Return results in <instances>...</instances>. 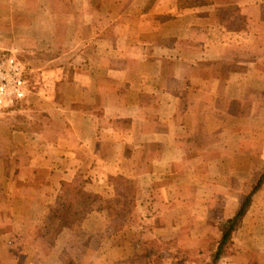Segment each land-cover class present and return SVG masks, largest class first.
I'll list each match as a JSON object with an SVG mask.
<instances>
[{
    "label": "crops",
    "instance_id": "1",
    "mask_svg": "<svg viewBox=\"0 0 264 264\" xmlns=\"http://www.w3.org/2000/svg\"><path fill=\"white\" fill-rule=\"evenodd\" d=\"M180 1L0 0V54L30 85L0 110V264H117L112 244L91 246L106 233L51 236L49 223L62 183L120 167L127 191L147 177L151 195L122 251L147 241L207 264L218 224L264 175V0ZM251 199L216 264H264V179Z\"/></svg>",
    "mask_w": 264,
    "mask_h": 264
},
{
    "label": "rangeland",
    "instance_id": "2",
    "mask_svg": "<svg viewBox=\"0 0 264 264\" xmlns=\"http://www.w3.org/2000/svg\"><path fill=\"white\" fill-rule=\"evenodd\" d=\"M2 55L6 54H0V56ZM23 65L26 67V73H28L27 66L25 64ZM18 105H15L14 108H17ZM129 167L130 160H126L123 167L124 173L126 168ZM101 170L102 172L105 171L104 166L101 167ZM120 171L121 167L116 170V173L114 172L112 175L104 176V174H96L97 177H92V175L89 176L88 172L80 173V175L75 176L73 183L65 184L59 189V191H53V193H51V197L52 201L55 202V207L53 208L54 212H52L51 215L55 214L57 219L54 217L55 224L49 223V233H51V236H54L60 231H66L67 234H72L74 231L81 233L96 232L100 234L102 233L104 235L106 233L108 236L107 242H104L103 239L91 240V246L92 248L96 247L97 251H102L112 244V248H115V251L112 252V254L109 253L108 255L113 257V259L116 260L114 263L117 264L121 262L122 264H125L126 262L129 264H145L146 261L139 254V251L142 247L151 249L157 254L150 257L149 264H151V262H157L159 264H184L192 260L195 264H200V259L194 256L191 257L190 254L186 255L183 251L179 252V255H163L157 249H155L160 247V245H155L153 242H142L139 245L136 253H125L122 251V246H126L127 242L130 243L131 241L136 240V238H131L130 241L129 238L124 239V237L121 236V230L123 229L126 221L130 219L133 214L139 211V225L142 227L148 225L151 215V195L150 190L147 187L149 178L146 177L142 179V190L139 195H136L132 185L130 190H126V183L128 182V179L125 175L121 174ZM108 189H112V191H109ZM137 199L141 201L140 207H143V210L140 207L136 208V206H134V202ZM74 203L79 204V207H74L72 209V211L76 213V219L74 220L75 223L67 224L66 227H63L64 223H68V221L62 222V218L68 212L69 207ZM221 224L222 223H219L217 226L219 232ZM33 225L34 223L28 221L20 222L16 224V230L19 233H25L28 232ZM133 226H136V224ZM69 240L70 238L66 237L65 243H67ZM219 240L220 239L208 245L207 249L209 252V260L207 264L210 263L211 254ZM80 242H86L88 244L90 239H88L86 236V238L80 239ZM230 246L231 241L228 243L223 253L228 252ZM99 248H101V250ZM99 255L100 254L97 255L99 258L97 261L101 262V264H104V262H106L104 258L108 260L107 255ZM80 256L83 257V253L80 254ZM87 257L88 256L85 258ZM175 257L178 259L174 260ZM156 258H158V260H156Z\"/></svg>",
    "mask_w": 264,
    "mask_h": 264
},
{
    "label": "trees",
    "instance_id": "3",
    "mask_svg": "<svg viewBox=\"0 0 264 264\" xmlns=\"http://www.w3.org/2000/svg\"><path fill=\"white\" fill-rule=\"evenodd\" d=\"M200 1L199 0H192V1L182 0L180 1V4H181L180 6L196 4V2H200ZM263 179H264V175L260 177L254 189L245 197V200L243 201V203L241 204L237 212L233 215V217H231L230 219L226 220L224 223L221 224L220 226L221 238L215 245V248L211 254V260L209 264H216L218 260L220 259V257H222V255L224 254L223 252L226 246L231 241L232 233L235 232L240 227L241 221L244 215L247 213V211L249 210L251 206V201H252L251 198L253 194L259 189ZM65 184L67 183H62L61 185L64 186ZM74 207H79V204L74 203L72 206L69 207L70 212L68 210L66 215L62 218L63 221L61 220L62 222L68 221V223H64L63 227H66L67 224L75 223L74 220L76 219L75 218L76 213L72 211ZM139 254L146 261L145 264H149V260H150V257H152V255H157L155 251H152L151 249L144 248V247L140 249ZM156 260H158V258H156ZM151 264H159V263L151 262Z\"/></svg>",
    "mask_w": 264,
    "mask_h": 264
},
{
    "label": "built area",
    "instance_id": "4",
    "mask_svg": "<svg viewBox=\"0 0 264 264\" xmlns=\"http://www.w3.org/2000/svg\"><path fill=\"white\" fill-rule=\"evenodd\" d=\"M30 85L26 67L15 56H0V110L26 101Z\"/></svg>",
    "mask_w": 264,
    "mask_h": 264
}]
</instances>
